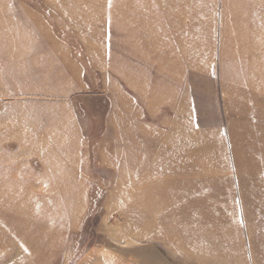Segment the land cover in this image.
I'll use <instances>...</instances> for the list:
<instances>
[{"label":"rangeland","instance_id":"374dc122","mask_svg":"<svg viewBox=\"0 0 264 264\" xmlns=\"http://www.w3.org/2000/svg\"><path fill=\"white\" fill-rule=\"evenodd\" d=\"M0 264H264V0H0Z\"/></svg>","mask_w":264,"mask_h":264},{"label":"bare ground","instance_id":"6f19581e","mask_svg":"<svg viewBox=\"0 0 264 264\" xmlns=\"http://www.w3.org/2000/svg\"><path fill=\"white\" fill-rule=\"evenodd\" d=\"M128 19L130 20V18H128ZM136 21L137 20H135V22ZM136 24H137V22H136ZM146 28H148V27H146ZM142 30L143 29H141V31ZM156 39H157V37H156ZM152 40H154V39L152 38ZM156 42L157 41H155L154 43H156ZM182 149H184V148H182ZM180 158H182V156L176 155V157L174 158V161L176 164L179 162V160H181ZM159 159H160V157H159ZM166 162L170 163V160H167ZM142 166H143V164H142ZM155 167H154V169H155L154 172L160 173L161 167H157L156 165H155ZM152 171H153V169L150 170V169L146 168L145 173L152 172ZM172 173L177 174L178 171L177 172L172 171ZM186 174H187V172H186ZM171 191H173V188H171V186H164L163 188L159 189L158 191H155V193H151L150 190L149 191L147 190L144 193H142L141 197L144 199V201L142 202V200H141V203H140L141 208H143L142 211L144 210V207L146 208V210L149 209V212H151V211L158 210V209L159 210L164 209L165 207L167 208V206H171V210L169 212L164 213L165 214L164 216L169 217L170 220L173 222H175V220L180 222L182 219H186L187 216H189L191 214H195L197 209H195L194 204H192L190 201L189 202L188 201L187 202H178V201L174 202V200H175L174 198L168 197V193ZM174 192L179 193V192H181V189L179 187L178 188L174 187ZM182 192H183V190H182ZM132 194H133V196H132ZM151 196H156L155 198H153L154 201H152V202L148 201V198L151 199ZM133 197H134V193H130L129 199H133ZM148 202H149V204H148ZM145 204H146V206H145ZM194 223L195 222L192 223L189 220L187 223H183L181 228L177 231L175 230V228L170 227V226L168 227L169 229L168 230L166 229V230L169 232V235L171 237H176V236H184L185 237V235L187 237H191V235L200 236L199 232L196 233L193 229H191L195 226ZM198 223H200L202 225L204 224V222H200V221H197V225H198Z\"/></svg>","mask_w":264,"mask_h":264}]
</instances>
